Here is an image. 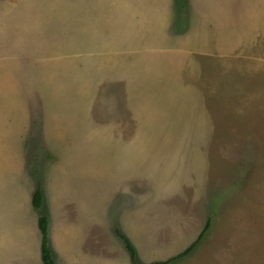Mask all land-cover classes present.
Wrapping results in <instances>:
<instances>
[{
	"label": "rangeland",
	"instance_id": "obj_1",
	"mask_svg": "<svg viewBox=\"0 0 264 264\" xmlns=\"http://www.w3.org/2000/svg\"><path fill=\"white\" fill-rule=\"evenodd\" d=\"M41 214L55 264L208 220L173 264H264V0H0V264H43Z\"/></svg>",
	"mask_w": 264,
	"mask_h": 264
},
{
	"label": "trees",
	"instance_id": "obj_2",
	"mask_svg": "<svg viewBox=\"0 0 264 264\" xmlns=\"http://www.w3.org/2000/svg\"><path fill=\"white\" fill-rule=\"evenodd\" d=\"M42 202H43V192L40 187L37 188L35 194L32 198V206L35 210H40L42 208ZM48 218L45 215H40L38 219V230L41 237V245H40V255H41V261L43 264H55L53 259V253L49 246V238H48ZM210 228V220L206 223L203 231L199 235L198 239L194 242L192 246H190L187 250L180 253L176 257H173L171 259L165 260V261H154L150 264H173L174 262L187 257L190 255L195 247L202 241L204 235ZM116 235L118 238L124 243L125 250L130 256V262L131 264H139L137 260V251L133 245V243L129 240L128 237L120 233L119 231H116Z\"/></svg>",
	"mask_w": 264,
	"mask_h": 264
},
{
	"label": "crops",
	"instance_id": "obj_3",
	"mask_svg": "<svg viewBox=\"0 0 264 264\" xmlns=\"http://www.w3.org/2000/svg\"><path fill=\"white\" fill-rule=\"evenodd\" d=\"M50 231V230H49ZM39 258L41 259V255H40V253H39Z\"/></svg>",
	"mask_w": 264,
	"mask_h": 264
}]
</instances>
